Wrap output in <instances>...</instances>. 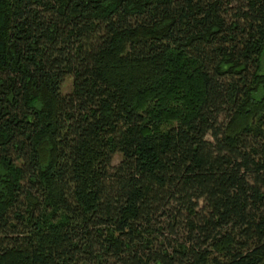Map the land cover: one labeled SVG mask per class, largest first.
<instances>
[{"label":"trees","instance_id":"16d2710c","mask_svg":"<svg viewBox=\"0 0 264 264\" xmlns=\"http://www.w3.org/2000/svg\"><path fill=\"white\" fill-rule=\"evenodd\" d=\"M0 264H264V0H0Z\"/></svg>","mask_w":264,"mask_h":264},{"label":"rangeland","instance_id":"374dc122","mask_svg":"<svg viewBox=\"0 0 264 264\" xmlns=\"http://www.w3.org/2000/svg\"><path fill=\"white\" fill-rule=\"evenodd\" d=\"M70 89V78L69 77H66L61 85V92L62 93H67ZM119 160V155L118 154H115L113 156V160H112V163H116L117 161Z\"/></svg>","mask_w":264,"mask_h":264}]
</instances>
